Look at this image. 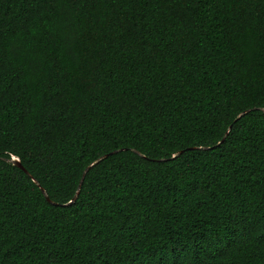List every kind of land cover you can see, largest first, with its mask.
I'll return each mask as SVG.
<instances>
[{
    "label": "trees",
    "instance_id": "16d2710c",
    "mask_svg": "<svg viewBox=\"0 0 264 264\" xmlns=\"http://www.w3.org/2000/svg\"><path fill=\"white\" fill-rule=\"evenodd\" d=\"M0 264H264V0H0Z\"/></svg>",
    "mask_w": 264,
    "mask_h": 264
},
{
    "label": "water",
    "instance_id": "95a60500",
    "mask_svg": "<svg viewBox=\"0 0 264 264\" xmlns=\"http://www.w3.org/2000/svg\"><path fill=\"white\" fill-rule=\"evenodd\" d=\"M247 112H248V111L242 113L241 115H244V114H246ZM230 129H231V126H230V128L228 129V131L225 133L224 138L222 139V141H221L218 145H220V144L225 140V138L227 137V135H228ZM209 148H210V147H209ZM209 148H206V149H209ZM183 151H184V150L178 152L176 155H174V156L171 157V158L161 159V160H163V161L165 160V161H166V160H169V159L175 158L176 156H178L179 154H181ZM115 152H117V151H114L113 153H115ZM107 156H108V154H107V155H104V156H102V157H100V159L97 160V162L100 161V160H102V159H104V158H106ZM11 162H12L14 165H17L18 167H20L21 169H23L27 174H29L28 171L24 168V166L22 165L21 161H20L18 158H12V159H11ZM90 167H91V166H89L88 168H86V170L84 171V174H83L82 179H81V182H80V186L82 185V183H83V181H84V177H85V175H86V173H87V171L89 170ZM36 183L40 186V184H39L37 181H36ZM40 187H41V186H40ZM41 190H42V192L45 194L47 200L50 201V202H52L51 199L49 198V196H48L46 190H45L44 188H42V187H41Z\"/></svg>",
    "mask_w": 264,
    "mask_h": 264
}]
</instances>
